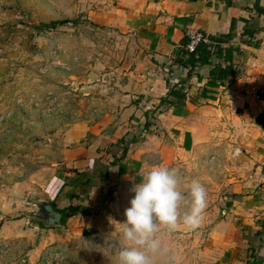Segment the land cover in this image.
I'll use <instances>...</instances> for the list:
<instances>
[{"label":"rangeland","instance_id":"obj_1","mask_svg":"<svg viewBox=\"0 0 264 264\" xmlns=\"http://www.w3.org/2000/svg\"><path fill=\"white\" fill-rule=\"evenodd\" d=\"M63 20L69 23L53 30L36 28ZM138 57L131 34L88 20L76 0H0V264H116L107 241L118 242L116 223L125 220L131 190L153 166L176 169L185 193L193 181L207 191L198 227L162 229L176 264H220L210 231L248 173V131L240 121L208 120L199 140L171 134L174 154L167 163L153 152L87 196L76 190L77 199L65 196L64 166L51 163L50 148L65 130L98 127L106 114L127 105L120 89L138 73ZM152 114L144 119L150 122ZM42 199L56 210L80 205L87 214L43 228L31 217Z\"/></svg>","mask_w":264,"mask_h":264},{"label":"crops","instance_id":"obj_2","mask_svg":"<svg viewBox=\"0 0 264 264\" xmlns=\"http://www.w3.org/2000/svg\"><path fill=\"white\" fill-rule=\"evenodd\" d=\"M76 2L85 8L88 20L131 34L139 61L138 73L131 74L118 94L127 105L106 114L98 127L72 126L60 134L58 146L52 144V165L64 166L65 196L77 199L69 197L78 196L76 190L87 196L119 173L137 168L153 152L167 163L174 154L171 134L199 140L208 120L240 121L248 131L243 144L248 173L232 188L210 236L222 252L220 264H264V16L249 10L254 0ZM258 6L264 9V0ZM189 31L205 37L229 35L231 71L224 72L221 64L215 73L213 66L220 63L215 57L189 76L173 64ZM166 79L183 93V108L159 103L171 100L166 97ZM151 112L149 122L145 119ZM160 133L163 137L158 138Z\"/></svg>","mask_w":264,"mask_h":264},{"label":"clouds","instance_id":"obj_3","mask_svg":"<svg viewBox=\"0 0 264 264\" xmlns=\"http://www.w3.org/2000/svg\"><path fill=\"white\" fill-rule=\"evenodd\" d=\"M131 191L134 197L124 210L125 220L114 221L119 225L118 242L107 241L109 254L116 264H176L162 240V229L198 227L207 207L206 188L193 181L185 193L176 169L153 166Z\"/></svg>","mask_w":264,"mask_h":264},{"label":"trees","instance_id":"obj_4","mask_svg":"<svg viewBox=\"0 0 264 264\" xmlns=\"http://www.w3.org/2000/svg\"><path fill=\"white\" fill-rule=\"evenodd\" d=\"M259 0H254L249 10L256 13V15L264 16V9L258 6ZM69 23L68 21H52L48 24H42L37 26L38 30H53L58 26ZM208 44L199 43L195 50L192 53L185 54L183 51V46L185 45V40H183L180 44V49L177 54L172 58V63L175 65H179L187 70V76L191 74L193 69L198 66H203L209 64V59L212 57L217 58L220 63L213 66V70L215 73L220 69L221 64L223 65L222 70L226 73L231 71V38L229 35H218V36H210L207 37ZM165 85L167 87L166 97L171 98L169 101H165L166 99H160L159 103L162 104L166 102L169 106H177L184 107V95L181 91L176 89L174 86H170L168 80L166 79ZM146 125L144 124V128ZM122 158V156H121ZM78 176H86L85 174H78ZM86 182L81 183V185H85ZM70 198L78 197L69 195ZM85 199V197H84ZM50 206L54 209V211L61 214V225L64 224V220L70 218L75 215H86L87 208L81 207L80 205H68L67 207L56 210L53 203H49Z\"/></svg>","mask_w":264,"mask_h":264},{"label":"water","instance_id":"obj_5","mask_svg":"<svg viewBox=\"0 0 264 264\" xmlns=\"http://www.w3.org/2000/svg\"><path fill=\"white\" fill-rule=\"evenodd\" d=\"M31 217L39 222L43 228H60L62 227L61 214L54 211L49 202L40 200L35 204V213Z\"/></svg>","mask_w":264,"mask_h":264},{"label":"built area","instance_id":"obj_6","mask_svg":"<svg viewBox=\"0 0 264 264\" xmlns=\"http://www.w3.org/2000/svg\"><path fill=\"white\" fill-rule=\"evenodd\" d=\"M185 45L183 46V51L185 54L192 53L196 46L199 43L208 44V39L200 32L197 31H189L185 34ZM264 227V223L262 224Z\"/></svg>","mask_w":264,"mask_h":264}]
</instances>
